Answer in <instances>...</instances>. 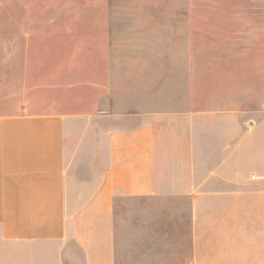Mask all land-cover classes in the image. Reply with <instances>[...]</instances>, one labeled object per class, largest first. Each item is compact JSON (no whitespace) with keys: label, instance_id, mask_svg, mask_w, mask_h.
Segmentation results:
<instances>
[{"label":"crops","instance_id":"crops-1","mask_svg":"<svg viewBox=\"0 0 264 264\" xmlns=\"http://www.w3.org/2000/svg\"><path fill=\"white\" fill-rule=\"evenodd\" d=\"M155 19L38 42L85 50L0 113V264H264V90Z\"/></svg>","mask_w":264,"mask_h":264},{"label":"rangeland","instance_id":"rangeland-1","mask_svg":"<svg viewBox=\"0 0 264 264\" xmlns=\"http://www.w3.org/2000/svg\"><path fill=\"white\" fill-rule=\"evenodd\" d=\"M122 15L142 21L155 17L159 46L169 41L171 26L188 27L190 45L215 51L219 66L232 63L241 90L256 91L251 99L264 90V0H0V113L23 102L24 76L36 80L39 62H61L63 55L85 50L84 44L39 46L45 43L41 38L61 37L75 21ZM35 94L39 98L38 83Z\"/></svg>","mask_w":264,"mask_h":264}]
</instances>
